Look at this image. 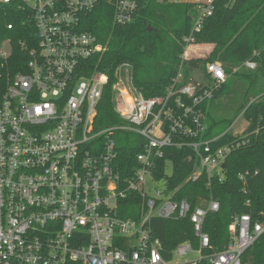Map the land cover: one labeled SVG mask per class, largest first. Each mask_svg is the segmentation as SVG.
<instances>
[{"label":"built area","instance_id":"obj_1","mask_svg":"<svg viewBox=\"0 0 264 264\" xmlns=\"http://www.w3.org/2000/svg\"><path fill=\"white\" fill-rule=\"evenodd\" d=\"M11 1L0 0V6ZM19 1L29 10L38 39L37 48L28 50L24 70L0 98V264H242L264 234V222L234 216L228 243L213 250L204 221L218 212V202L192 208L186 200H174L165 178L157 177L164 148L186 146L199 164L192 181L203 172L222 179L225 159L239 144L213 150L218 138L199 140L204 132L200 105L228 79L222 65L205 66L211 89L199 90L193 79L177 88L179 74L164 96L149 99L133 87L131 67L118 66L112 102L124 124L95 130L96 108L108 80L102 74L80 75L82 63L103 51L93 34L81 30V17L101 5L112 9L113 25L124 27L137 14L135 0ZM186 2L196 6L197 16L184 39L183 59L213 14L215 0ZM8 56L0 52L1 58ZM242 67L254 70L256 63L247 60ZM124 69L131 71L130 90L119 77ZM116 132L143 140L129 177H120L114 165ZM175 136L186 141H175ZM248 176L238 177L244 183ZM135 193L142 198L139 218L120 217V207ZM185 219L197 246L180 243L164 258L152 221ZM188 254L196 258L178 260Z\"/></svg>","mask_w":264,"mask_h":264},{"label":"trees","instance_id":"obj_2","mask_svg":"<svg viewBox=\"0 0 264 264\" xmlns=\"http://www.w3.org/2000/svg\"><path fill=\"white\" fill-rule=\"evenodd\" d=\"M135 2L137 14L124 27L113 25L112 9L101 5L81 17V30L93 34L103 51L82 63L80 75L102 74L108 80L96 108L95 130L124 124L112 102L118 66L131 67L133 87L149 99L164 96L179 74L177 88L197 75L198 89H211L212 81L205 66L219 62L228 79L212 100L222 96L236 79L237 109L232 118L215 120L206 112L208 101L203 102L200 109L204 114V132L199 140L218 138L211 144L213 150L230 144H239V148L225 159L221 180L209 178L203 172L192 181L194 168L199 166H195L193 151L186 146L166 147L163 158L157 161V177L165 178L166 187L174 192V200H186L192 208L209 200L218 202V212L208 214L204 221V232L213 250H221L229 241L228 226L234 216L246 214L252 222H264V0H215L213 14L194 35L196 47L209 45L210 52L204 59L182 58L187 45L184 39L190 35L197 16L194 4ZM8 25L12 29L8 30ZM37 39L30 12L19 0L0 6V49L5 41L10 46V55L6 59L0 57V98L8 82L24 70L28 50L37 48ZM247 60L256 63L254 70L242 67ZM240 114L247 127L240 135L233 136L228 129ZM116 135L122 139L114 140L117 156L114 165L120 177H129L137 168L136 156L142 152L143 140L130 132H116ZM175 141L186 140L175 136ZM246 172L249 176L242 183L238 176ZM141 205L138 194L130 195L126 205L120 207V217L138 219ZM152 228L163 244L164 258L180 243L197 246L187 219L154 220ZM242 264H264V234L244 254Z\"/></svg>","mask_w":264,"mask_h":264},{"label":"rangeland","instance_id":"obj_3","mask_svg":"<svg viewBox=\"0 0 264 264\" xmlns=\"http://www.w3.org/2000/svg\"><path fill=\"white\" fill-rule=\"evenodd\" d=\"M159 1H166L167 3H184L186 0H159ZM0 52H4V55H10V46L8 41H5L2 43ZM209 45H200V46H195L191 49H189V59L192 58H206L205 55L209 53ZM3 58V57H2ZM120 80L125 87L126 90L131 89V71H125L120 70L119 73ZM198 82L199 78L197 75L193 77V82ZM200 82V81H199ZM238 86V82L236 79H234L231 84L229 85V88L227 91L224 92L222 96L217 98L216 100H210L208 101V105L206 108V112L211 114L213 119L219 120L222 118H232L234 116V112L237 109V102H236V94L239 91H236ZM247 127V121L245 118L240 114L232 124V126L228 129L229 134L235 136V135H240L245 128ZM122 138L119 136H114V140L118 141ZM168 170H171L170 164H168ZM196 255L194 254H188V256L179 258L178 260L180 262L182 261H190L192 259H195ZM175 261V260H174Z\"/></svg>","mask_w":264,"mask_h":264},{"label":"water","instance_id":"obj_4","mask_svg":"<svg viewBox=\"0 0 264 264\" xmlns=\"http://www.w3.org/2000/svg\"><path fill=\"white\" fill-rule=\"evenodd\" d=\"M222 168H224V165L222 166Z\"/></svg>","mask_w":264,"mask_h":264}]
</instances>
